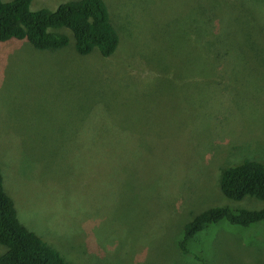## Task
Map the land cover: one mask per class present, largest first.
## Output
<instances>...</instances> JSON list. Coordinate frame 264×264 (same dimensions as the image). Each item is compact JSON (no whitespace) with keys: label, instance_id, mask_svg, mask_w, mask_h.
Wrapping results in <instances>:
<instances>
[{"label":"rangeland","instance_id":"rangeland-1","mask_svg":"<svg viewBox=\"0 0 264 264\" xmlns=\"http://www.w3.org/2000/svg\"><path fill=\"white\" fill-rule=\"evenodd\" d=\"M104 2L109 56L0 42V168L18 218L72 264H264V219L208 225L189 242L200 260L177 244L208 208L264 206L218 184L245 157L264 164V0Z\"/></svg>","mask_w":264,"mask_h":264},{"label":"trees","instance_id":"trees-1","mask_svg":"<svg viewBox=\"0 0 264 264\" xmlns=\"http://www.w3.org/2000/svg\"><path fill=\"white\" fill-rule=\"evenodd\" d=\"M31 1L0 0V42L26 39L36 49L55 50L68 45L73 40L74 50L78 54H87L94 48H97L103 56H109L115 51L119 38L110 22L104 0H67L61 2L55 9L43 7L36 10L30 9ZM210 31L212 33L210 41L214 44L219 42L221 38L218 36L215 38L216 29ZM211 52L215 59L225 61L226 55L220 52L216 57L213 51ZM231 138L234 136L229 135L227 139ZM129 141L114 140L107 143L109 149L114 151L130 152L131 147L129 149L123 146ZM228 142L230 143L231 140ZM93 143L102 144V142ZM231 147L242 148L235 145ZM234 151L236 150L232 152ZM262 162L245 157L239 163L221 168L218 184L222 193L234 200H240L245 196L264 200ZM223 219L230 224L248 226L264 219V206L259 209L214 206L200 212L182 225L177 240L179 251L200 260L206 248L199 241H195L190 246L191 238L208 225L219 224ZM218 228L220 226L216 227ZM0 245L4 247L0 252V264H72L20 221L13 200L4 190L1 168Z\"/></svg>","mask_w":264,"mask_h":264},{"label":"bare ground","instance_id":"bare-ground-1","mask_svg":"<svg viewBox=\"0 0 264 264\" xmlns=\"http://www.w3.org/2000/svg\"><path fill=\"white\" fill-rule=\"evenodd\" d=\"M247 38V37H246ZM238 44V43H237Z\"/></svg>","mask_w":264,"mask_h":264}]
</instances>
